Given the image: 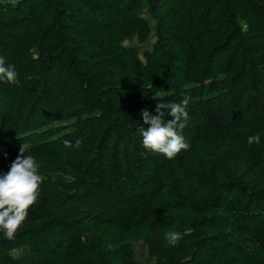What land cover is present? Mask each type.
<instances>
[{
  "label": "trees",
  "instance_id": "trees-1",
  "mask_svg": "<svg viewBox=\"0 0 264 264\" xmlns=\"http://www.w3.org/2000/svg\"><path fill=\"white\" fill-rule=\"evenodd\" d=\"M0 56V173L26 142L42 177L0 264H264V0H0ZM181 93L168 159L141 112Z\"/></svg>",
  "mask_w": 264,
  "mask_h": 264
},
{
  "label": "clouds",
  "instance_id": "clouds-1",
  "mask_svg": "<svg viewBox=\"0 0 264 264\" xmlns=\"http://www.w3.org/2000/svg\"><path fill=\"white\" fill-rule=\"evenodd\" d=\"M19 73L14 65L6 63V58L0 56V82L20 85ZM166 91L160 89L155 92L154 98H162ZM183 99L179 102L158 103L156 114H151L147 109L142 110L143 125L138 129L142 137V146L151 152L163 154L168 159H173L182 150L191 148L189 142L182 135L189 120L187 111L190 95L181 93ZM162 109H166L162 111ZM171 119L165 120V115ZM249 145L260 143V135L247 138ZM66 148L81 147L82 141L77 139L75 144L69 140L63 141ZM31 145L24 142L19 148V154L11 163L7 173H0V232L7 239H14L17 230L25 222L28 210L38 202L42 177L38 174L40 165L29 154ZM27 153V155H25ZM186 233L171 230L164 234L167 245L177 247Z\"/></svg>",
  "mask_w": 264,
  "mask_h": 264
},
{
  "label": "rangeland",
  "instance_id": "rangeland-1",
  "mask_svg": "<svg viewBox=\"0 0 264 264\" xmlns=\"http://www.w3.org/2000/svg\"><path fill=\"white\" fill-rule=\"evenodd\" d=\"M137 246V255H138V259L140 261L141 264H153V259L148 257L146 252H145V249L140 246V244H136Z\"/></svg>",
  "mask_w": 264,
  "mask_h": 264
},
{
  "label": "built area",
  "instance_id": "built-area-1",
  "mask_svg": "<svg viewBox=\"0 0 264 264\" xmlns=\"http://www.w3.org/2000/svg\"><path fill=\"white\" fill-rule=\"evenodd\" d=\"M9 1H14V0H9Z\"/></svg>",
  "mask_w": 264,
  "mask_h": 264
},
{
  "label": "water",
  "instance_id": "water-1",
  "mask_svg": "<svg viewBox=\"0 0 264 264\" xmlns=\"http://www.w3.org/2000/svg\"><path fill=\"white\" fill-rule=\"evenodd\" d=\"M4 1H9V0H4Z\"/></svg>",
  "mask_w": 264,
  "mask_h": 264
}]
</instances>
